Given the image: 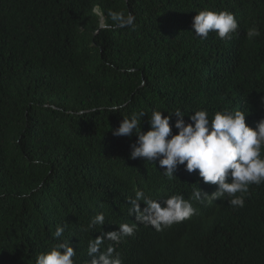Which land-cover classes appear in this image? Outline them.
<instances>
[{
    "label": "trees",
    "instance_id": "1",
    "mask_svg": "<svg viewBox=\"0 0 264 264\" xmlns=\"http://www.w3.org/2000/svg\"><path fill=\"white\" fill-rule=\"evenodd\" d=\"M202 10L233 13L238 32L194 35ZM129 13L131 26L114 18ZM176 109L186 123L199 110L264 119V0H0V264H35L58 243L84 253L129 222L137 190L187 199L183 165L165 176L130 158L135 135L112 133L140 113L146 132L154 110ZM133 242L124 264H264V224L251 234L215 210L175 238L140 229Z\"/></svg>",
    "mask_w": 264,
    "mask_h": 264
},
{
    "label": "clouds",
    "instance_id": "2",
    "mask_svg": "<svg viewBox=\"0 0 264 264\" xmlns=\"http://www.w3.org/2000/svg\"><path fill=\"white\" fill-rule=\"evenodd\" d=\"M114 18L120 20L121 26H131L135 20L130 13L126 18L120 14ZM238 27L233 13L228 11L202 10L193 16L191 23L194 35L202 39L215 32L221 40H230ZM259 35L256 27L246 33L249 39ZM122 107L118 105L110 111L116 112ZM184 115L180 109L163 116L161 111L154 110L149 130L142 132L140 117L144 113H140L123 118L112 133L125 137L135 135L130 158L158 162L165 176L174 177L177 166L183 165V170L176 174L188 177L192 181L189 185H194L187 199L183 194H175L161 203L137 190L130 200L134 213L129 222L114 231L106 229L103 235L89 242L84 253L74 251L69 243H58L37 255L35 264H124L127 256H138L127 255L125 251L134 245L133 239L140 229L175 238L189 224L214 210L223 220L248 225L254 234L255 226L264 224V119L247 122L245 114L237 110L217 111L210 120L205 110H199L186 123ZM173 116L174 123L170 124ZM173 128L177 130L175 134ZM104 221V214L97 213L92 224L102 226ZM63 231L57 227L54 237H61ZM150 263L154 264L152 260Z\"/></svg>",
    "mask_w": 264,
    "mask_h": 264
},
{
    "label": "water",
    "instance_id": "3",
    "mask_svg": "<svg viewBox=\"0 0 264 264\" xmlns=\"http://www.w3.org/2000/svg\"><path fill=\"white\" fill-rule=\"evenodd\" d=\"M102 27L104 26V25H101Z\"/></svg>",
    "mask_w": 264,
    "mask_h": 264
}]
</instances>
